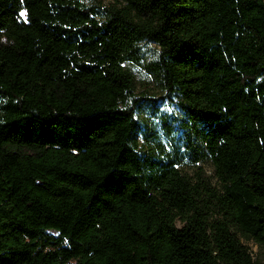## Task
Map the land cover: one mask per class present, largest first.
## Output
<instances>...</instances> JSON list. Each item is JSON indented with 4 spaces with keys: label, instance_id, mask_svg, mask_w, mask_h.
Returning a JSON list of instances; mask_svg holds the SVG:
<instances>
[{
    "label": "trees",
    "instance_id": "obj_1",
    "mask_svg": "<svg viewBox=\"0 0 264 264\" xmlns=\"http://www.w3.org/2000/svg\"><path fill=\"white\" fill-rule=\"evenodd\" d=\"M242 240L264 255V0H0V264H262Z\"/></svg>",
    "mask_w": 264,
    "mask_h": 264
},
{
    "label": "rangeland",
    "instance_id": "obj_2",
    "mask_svg": "<svg viewBox=\"0 0 264 264\" xmlns=\"http://www.w3.org/2000/svg\"><path fill=\"white\" fill-rule=\"evenodd\" d=\"M101 1L105 4L109 2V0ZM151 47H153V44H146L143 47L145 49V59H142L140 62L129 61L127 63V68H129L133 73L135 79V91L138 95L143 91H147V93L152 98H160L162 96V92L154 85V83L150 80V77L144 70V63L150 58V54L152 53ZM157 104L159 106V110H164L165 112L170 111L164 99L158 100ZM139 118L145 124H147V132L149 133L147 139L141 136L140 143L142 144V146L145 149L154 150L160 146L164 149L170 150V140L168 136L164 135L163 126L160 124L159 118L151 116V114L148 113L147 110L140 113ZM156 136L159 138L155 141L154 138ZM199 167L202 169L203 175L209 176L213 182H216L215 178L212 176V168L208 161L200 160L192 163L189 159L185 158L181 164L183 172L191 175L192 177L196 176V172L199 171ZM242 241L244 244L250 247L254 257L258 258L261 263L264 264V255L262 253V250L252 241Z\"/></svg>",
    "mask_w": 264,
    "mask_h": 264
},
{
    "label": "snow or ice",
    "instance_id": "obj_3",
    "mask_svg": "<svg viewBox=\"0 0 264 264\" xmlns=\"http://www.w3.org/2000/svg\"><path fill=\"white\" fill-rule=\"evenodd\" d=\"M21 15H23V13Z\"/></svg>",
    "mask_w": 264,
    "mask_h": 264
}]
</instances>
